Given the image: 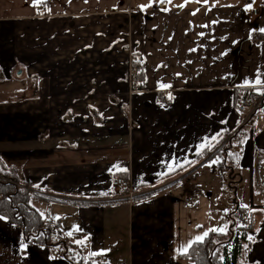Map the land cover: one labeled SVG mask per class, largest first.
<instances>
[{"label": "crops", "instance_id": "obj_1", "mask_svg": "<svg viewBox=\"0 0 264 264\" xmlns=\"http://www.w3.org/2000/svg\"><path fill=\"white\" fill-rule=\"evenodd\" d=\"M167 5L158 4L149 20L146 10L135 11L132 50L142 67L137 91L129 86L126 96L124 89L122 97L83 104L89 115H76L67 130L63 113L58 121L50 117L59 126L45 127V135L0 137V157L19 170L21 159L8 153L27 150L28 171H47L44 185L34 179L33 186L56 200L32 205L59 221L61 237L77 243L84 258L95 253L108 264H193L182 255L211 229L227 232L235 206L252 220L242 264H264V109L247 124L238 112L243 91L264 90V0H171L168 14ZM130 16V0H0V108L23 102L17 90L2 94V83H13L20 67L27 68L28 104L46 90H56L58 99L44 98L56 106L63 105L59 89H94L46 82L27 63L39 54L97 53L99 26H127ZM239 126L230 142L196 160ZM222 151L228 163L219 170L213 161ZM221 170L235 172V198L223 189ZM114 175L132 184V203L109 191ZM189 195L196 204L184 201ZM60 244L29 243L0 215V264H71Z\"/></svg>", "mask_w": 264, "mask_h": 264}, {"label": "rangeland", "instance_id": "obj_2", "mask_svg": "<svg viewBox=\"0 0 264 264\" xmlns=\"http://www.w3.org/2000/svg\"><path fill=\"white\" fill-rule=\"evenodd\" d=\"M131 1V16H130V24L124 25L122 21H120L119 26L114 27H105L99 26V45H98V52L94 54H58V55H50V56H42L39 54L36 58H34L35 62L32 64H28L29 72H31L35 77L40 78L43 80L45 79L46 82H57V84L65 82L66 87L77 86V88H85L90 83L95 86L94 89H79L73 91H61L58 90L57 93L62 94L60 96L63 99V105H56V106H48L44 102L45 99H58L56 97V90L53 92H49L46 90L44 93H39L40 101L28 104L27 103V96L24 90L26 89V66L25 68L20 67L19 70H22L21 75L12 74V79L14 80L13 83H2V91L3 96L5 94H10V92H19V99H22V103L15 104L13 106L6 105L0 108V137L8 138L15 137L20 138L21 140H27L31 138L32 135H45L44 128L49 127L50 130L57 129L59 125L56 122L50 121V117L56 119L64 113L66 116V121L69 123L66 126V130L69 129V125H72V122L76 120L74 118L77 116H82L83 113L86 115L88 111H86L85 107H81L83 104L93 101L94 99H99L100 102L106 100L108 96L114 97H122L119 93V90H124V95L126 96L129 93V86L131 84V68H132V57L134 55L132 50L133 41L136 38V35L139 31V26H137L139 21L138 15L135 11L139 9L146 10L147 19L154 18V11L156 10L159 3V0H130ZM151 4V7H146L147 5ZM166 12L171 13L170 3H165ZM142 12V11H141ZM144 12V11H143ZM162 14V13H160ZM159 14V15H160ZM166 14V15H167ZM118 19V17H115ZM131 45H126L125 43L128 42ZM31 59V58H30ZM50 69V70H49ZM25 74V75H24ZM50 75L51 77H49ZM50 78V80H49ZM16 82V83H15ZM29 88L31 87V83L28 85ZM56 86V85H55ZM91 86V87H92ZM60 88H63L60 86ZM7 91H6V90ZM13 90V91H12ZM19 90V91H18ZM44 89L42 88L41 91ZM65 90V89H62ZM1 91V92H2ZM38 95H35V98ZM5 97V96H4ZM10 97V96H9ZM68 99V100H67ZM251 99V98H250ZM252 100V99H251ZM66 104H70V107H67ZM76 105L77 107H75ZM90 110V108H88ZM65 111V112H64ZM78 114H76V112ZM259 111V110H258ZM74 118V120H71ZM68 119V120H67ZM71 120V122H70ZM58 121V120H57ZM75 129V128H74ZM229 135L224 137V141L228 140ZM231 138L228 140L230 142ZM229 144V143H228ZM9 155H18V160L21 161L17 162L15 159L12 162L21 163V168L17 170L18 176L22 181L29 182L33 185V180H40L39 182L35 183L34 185L37 187H42L46 181V172L42 169H35V171H28L27 169V161H28V152L27 150L20 151V152H12L8 153ZM10 156H8L9 159ZM225 154L220 153L214 160L217 161L216 163H220L218 166L219 168L224 167L222 162H225ZM228 161V160H227ZM10 163V161H8ZM16 163V164H17ZM6 165H8L6 163ZM8 166H12L9 164ZM42 162L40 163V168H42ZM16 168V167H15ZM103 168V167H102ZM17 169V168H16ZM191 168H189L190 170ZM220 170V169H219ZM222 171V170H221ZM37 174L38 176H34ZM225 174V171H222V175ZM226 178H227V174ZM186 176V175H184ZM56 177V174H55ZM231 181V185L229 187L227 180L223 187L224 190H229L231 194L236 195V184L235 179ZM69 181V180H68ZM70 183V182H68ZM19 186L24 187L22 182L18 183ZM37 194H45V192H40L38 190H34ZM48 193V192H47ZM219 193L218 200L219 203L217 207L222 209L223 205L222 202L224 201L223 194ZM43 195V196H44ZM48 197V195L46 196ZM53 198V197H52ZM53 199L56 200V197ZM35 201L31 200L30 203L33 204ZM233 208V207H232ZM62 216V215H61ZM44 217V216H43ZM56 221V220H55ZM54 222V221H53ZM62 237H54V241L60 240ZM52 242V243H53ZM65 242H67L65 240ZM51 243V244H52ZM72 243V242H70ZM63 248L65 243L63 242ZM76 244L77 243H72ZM61 245V244H60ZM79 246V245H78ZM83 256V255H82ZM84 258V257H83ZM90 257H86L84 259H89Z\"/></svg>", "mask_w": 264, "mask_h": 264}, {"label": "trees", "instance_id": "obj_3", "mask_svg": "<svg viewBox=\"0 0 264 264\" xmlns=\"http://www.w3.org/2000/svg\"><path fill=\"white\" fill-rule=\"evenodd\" d=\"M141 78L142 74L137 79L141 81ZM247 93L248 91H243L242 95L245 96ZM249 96L253 102H257L261 97L260 94L252 93H249ZM262 109H264V98L259 103L255 113ZM251 117L245 121V124L251 121ZM241 127L239 126L238 129L227 134L229 135L228 139L233 137ZM224 137H221L209 148L202 150L196 160L208 156L222 141L224 142ZM225 156V162H222V164L227 166L229 154L227 155V152H225ZM183 169L185 168L177 170L174 173H178ZM19 182H22L24 187L19 186ZM34 190L33 185L19 178L15 167L6 165L0 157V215L20 227L24 240L33 244L49 246L53 242L54 237H61L60 223L59 221L52 222L45 220L40 212L30 203L31 200H52L50 197L37 194ZM232 210L233 212L230 216L231 226L227 232L209 231L208 235L204 237L203 242L192 243L187 253L182 255V258L193 264H242L241 259L244 251L249 247L250 240L248 233L240 225L244 216L243 209L234 206ZM57 241L61 243L62 253L71 264H108L101 255L89 256L90 258L87 260L83 258L78 245L65 242L64 239ZM63 242L65 243L64 248Z\"/></svg>", "mask_w": 264, "mask_h": 264}, {"label": "built area", "instance_id": "obj_4", "mask_svg": "<svg viewBox=\"0 0 264 264\" xmlns=\"http://www.w3.org/2000/svg\"><path fill=\"white\" fill-rule=\"evenodd\" d=\"M254 43H259L261 41V38L257 35L253 36ZM132 70H131V84L132 90H138L139 84H137V78L139 75L142 74V67L139 63V60L136 58V55L132 57ZM249 93L247 95L243 96L240 100V103L238 105V112L242 114V121L241 123L245 122L248 118H250L256 111L257 107L259 106V103L264 98V90L260 93L261 97L257 102H252L250 99ZM163 98H166L165 95H162ZM236 176L235 172L233 170H229L227 172V180L229 181L228 185H231V181ZM109 191L117 194L119 199L122 198L123 200L127 201L128 203H132L136 198V191L133 188L132 184L129 180L124 179L122 176L114 175L111 177L109 182ZM1 198V195H0ZM184 201L188 204H196L197 199L192 196H186ZM45 220L49 219L48 214H44L43 217ZM240 225L246 230V232H250L252 230V220L249 218L248 215H244L243 219L240 223Z\"/></svg>", "mask_w": 264, "mask_h": 264}, {"label": "snow or ice", "instance_id": "obj_5", "mask_svg": "<svg viewBox=\"0 0 264 264\" xmlns=\"http://www.w3.org/2000/svg\"><path fill=\"white\" fill-rule=\"evenodd\" d=\"M39 2V0H37V3ZM159 3L160 4H164V3H171V0H159ZM34 7L36 6L35 4L33 5ZM152 5L151 4H149V5H147L146 7H151ZM180 7H183V5H181ZM195 13H193V15H194ZM162 87H168L167 85H164V86H162ZM171 98V97H170ZM213 139H215V138H213ZM201 148H203V147H205V145H201L200 146ZM199 154V153H198ZM217 161H213V163H216ZM169 168H171V165H169ZM246 207V206H245ZM210 231H213V232H224L225 231V228H220V229H211ZM69 235H71L70 233H69ZM208 235V233L206 232V233H204V236L206 237ZM249 238V240H251V239H253L251 236H249L248 237ZM203 239H204V237H197L196 238V242H203ZM79 243H83L82 241H80ZM94 255H95V253H94Z\"/></svg>", "mask_w": 264, "mask_h": 264}, {"label": "water", "instance_id": "obj_6", "mask_svg": "<svg viewBox=\"0 0 264 264\" xmlns=\"http://www.w3.org/2000/svg\"><path fill=\"white\" fill-rule=\"evenodd\" d=\"M21 74V71L19 70L18 75Z\"/></svg>", "mask_w": 264, "mask_h": 264}]
</instances>
